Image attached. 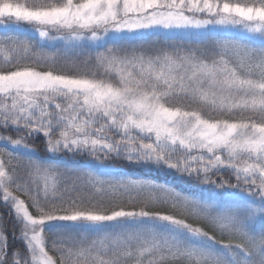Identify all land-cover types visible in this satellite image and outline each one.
I'll return each mask as SVG.
<instances>
[{"label":"snow or ice","instance_id":"6c2138e0","mask_svg":"<svg viewBox=\"0 0 264 264\" xmlns=\"http://www.w3.org/2000/svg\"><path fill=\"white\" fill-rule=\"evenodd\" d=\"M13 29L0 264H264V0H0Z\"/></svg>","mask_w":264,"mask_h":264},{"label":"trees","instance_id":"16d2710c","mask_svg":"<svg viewBox=\"0 0 264 264\" xmlns=\"http://www.w3.org/2000/svg\"><path fill=\"white\" fill-rule=\"evenodd\" d=\"M24 26H25V27H28V26H26V25H24ZM10 32H12V33L3 34V32H0V39H3L5 36H11V35H17V34H18L16 31H10ZM23 35H24L26 38H29V39L32 38V36L29 35V34L26 33V32H23ZM2 66H3V55H0V67H2ZM116 170H117V171L120 170L119 165L117 166V169H116Z\"/></svg>","mask_w":264,"mask_h":264},{"label":"rangeland","instance_id":"374dc122","mask_svg":"<svg viewBox=\"0 0 264 264\" xmlns=\"http://www.w3.org/2000/svg\"><path fill=\"white\" fill-rule=\"evenodd\" d=\"M23 27H25V26H23ZM25 29H26V31L27 32H29L30 34L29 35H31L32 36V33H31V30H30V28H28V27H25ZM3 32H5V31H3ZM8 33H12V32H5V34H8ZM38 38V37H37ZM0 55H2V54H0Z\"/></svg>","mask_w":264,"mask_h":264}]
</instances>
